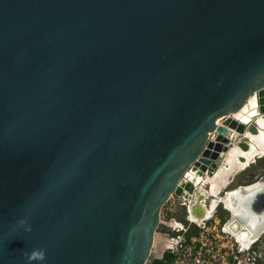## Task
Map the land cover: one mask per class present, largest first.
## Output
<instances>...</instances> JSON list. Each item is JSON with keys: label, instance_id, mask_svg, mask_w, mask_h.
I'll return each instance as SVG.
<instances>
[{"label": "water", "instance_id": "95a60500", "mask_svg": "<svg viewBox=\"0 0 264 264\" xmlns=\"http://www.w3.org/2000/svg\"><path fill=\"white\" fill-rule=\"evenodd\" d=\"M255 94L264 120V0H0V264H147L183 191L250 250L264 174L220 196L189 174L217 171L209 134L250 150L216 121Z\"/></svg>", "mask_w": 264, "mask_h": 264}, {"label": "built area", "instance_id": "2783aa9c", "mask_svg": "<svg viewBox=\"0 0 264 264\" xmlns=\"http://www.w3.org/2000/svg\"><path fill=\"white\" fill-rule=\"evenodd\" d=\"M213 136L215 140L216 135L214 133L209 134L208 142L212 140ZM184 182L183 179L179 183V186H182ZM204 186L205 184L201 185L200 188L204 189ZM197 188L198 187H193V190H197ZM183 195H188L190 199L193 198V194L190 192L183 191ZM183 195L181 197L172 196L168 205L172 206L174 209L177 207H185L187 210L190 201L187 205H184L181 201ZM212 201L215 203V206L210 210V219L205 221L203 228H199L195 225L199 229V232L190 237L188 241L185 240V234L187 233L189 226L194 224H191V222L186 220L188 222L187 227L183 226V229H180L175 224L176 220L170 219L166 221L163 216L160 217L159 227L164 226L172 231H182V235L173 238L168 234H163L157 230L161 239L165 242L161 254L165 251H169L171 255H173L172 261L168 264H244L241 259V254L247 252L250 253L249 257H251L248 258V260L250 261L252 259L248 264H253L254 252L242 249L240 244L232 236L223 232L224 222L217 216L219 209L218 203L216 202V199ZM170 210L174 211L172 209ZM156 236L157 233L154 236L152 251L155 246ZM262 236H264V234ZM161 254L158 259H161Z\"/></svg>", "mask_w": 264, "mask_h": 264}, {"label": "bare ground", "instance_id": "6f19581e", "mask_svg": "<svg viewBox=\"0 0 264 264\" xmlns=\"http://www.w3.org/2000/svg\"><path fill=\"white\" fill-rule=\"evenodd\" d=\"M258 108V97L255 94L250 96L238 112L228 117H224V120L226 121L223 125H220L217 121V126H221L226 129L228 135L227 138L233 145L238 143L237 138L241 137L249 143L250 150L244 152L238 147L233 146L224 153L222 152V147L217 145L213 136L212 140L209 141V146L206 148V157L212 158L214 154L218 155V158H220L218 169L210 179L207 178V181L199 179L197 174L198 171H200V168H207L209 166V164L204 161L205 159L201 158L198 160V167H194V171L189 174L192 180H198L201 185L210 181V192L216 195L219 188L229 180V178H227V180L225 179L226 176L231 177L232 175H235L234 173L244 170L255 158L264 155V120L259 118ZM254 118L257 119L255 122L259 128L258 135H252L248 131L238 133V125L244 126L245 129H247V127L254 122ZM239 156L245 157L246 163H241L238 159ZM185 183L186 181L182 185ZM214 206L215 203H212L211 207L214 208ZM241 248L244 249L243 246Z\"/></svg>", "mask_w": 264, "mask_h": 264}, {"label": "rangeland", "instance_id": "374dc122", "mask_svg": "<svg viewBox=\"0 0 264 264\" xmlns=\"http://www.w3.org/2000/svg\"><path fill=\"white\" fill-rule=\"evenodd\" d=\"M225 121L226 120H224V118H222V119L218 120V123H220V125H223V123ZM241 140H244V139H242L241 137H238L237 138V142L238 141H241ZM260 158H262V156L255 158L252 161V163H250V166L247 169H245L243 171H240V172H237V173H234L235 175H232L231 177H227L226 176V178H225L226 180H227V178H229V180L226 181L227 186L224 188L223 185H222L221 186L222 188L220 187L218 191H220L221 194H223L226 191H229V190L234 189L239 184H243V183H253L254 181H256L260 176H262V173L264 171V166H262V167L259 168V162H258V160ZM253 166H255V167L252 168V169H250ZM233 167H236V166H233ZM169 209H172V210H174V212H177V213L179 212V209H176V208L174 209V208H172V206H170V205L167 204L163 208V210L161 211V216H163L165 214L166 210L169 211ZM177 213H176V215L174 217L177 218V219H180L181 216L179 214H177ZM225 213L226 212L224 210H221L219 208L218 209L217 216L222 221H225L226 220V217H227L225 215ZM164 243H165L164 240L161 239V236L157 232L155 246H154L153 251L151 252V255L149 257V260H148L147 264H151V262L153 260L157 259L160 256V254H161V252L163 250V244ZM256 244H257V249H258V252H259L258 253L259 256L264 258V236H262L261 239L259 240V242H257ZM249 251H251V249ZM249 256H250V253H248V252L245 253V254H241V259H242V261H243L244 264H248V263H250L252 261V259L250 261L248 260V258H251Z\"/></svg>", "mask_w": 264, "mask_h": 264}, {"label": "trees", "instance_id": "16d2710c", "mask_svg": "<svg viewBox=\"0 0 264 264\" xmlns=\"http://www.w3.org/2000/svg\"><path fill=\"white\" fill-rule=\"evenodd\" d=\"M263 159H264V157H262V158H260L258 160L259 168L264 166V160ZM254 167L255 166L251 167L250 169H252ZM263 174H264V171H263L262 175ZM248 184H251V183H243V184H239L238 186H243V185H248ZM176 209H179L178 213L174 212V211H171L170 209H169V211L166 210L165 214L163 215L164 219L166 221H168L170 219H174V220H176V222L180 223L184 227H187L188 222L186 221L185 209L181 208V207H177ZM176 213L181 216L180 219H177V218L174 217L176 215ZM225 215L227 216V213H225ZM159 231L162 232L163 234H168L170 237H173V238H176V237L182 235V231H172L171 229L166 228L164 226H160L158 228V232ZM198 232H199V229L195 225L189 226V229H188L187 233L185 234V240L188 241L190 239V237L196 235ZM251 252H254V259H253V262H252L253 264H264V258L260 257L259 254H258L259 252H258V249H257V244H254L252 246ZM172 259H173V255H171V253L169 251H165L164 253L161 254V259L157 258V259L153 260L151 262V264H168V263H170L172 261Z\"/></svg>", "mask_w": 264, "mask_h": 264}, {"label": "clouds", "instance_id": "9594fccd", "mask_svg": "<svg viewBox=\"0 0 264 264\" xmlns=\"http://www.w3.org/2000/svg\"><path fill=\"white\" fill-rule=\"evenodd\" d=\"M43 258L44 256L42 252H34L30 257V259H40V260H42Z\"/></svg>", "mask_w": 264, "mask_h": 264}, {"label": "crops", "instance_id": "0c3cea01", "mask_svg": "<svg viewBox=\"0 0 264 264\" xmlns=\"http://www.w3.org/2000/svg\"><path fill=\"white\" fill-rule=\"evenodd\" d=\"M227 186V183L225 185H223V187L225 188ZM217 192H220V191H217ZM221 193V192H220Z\"/></svg>", "mask_w": 264, "mask_h": 264}, {"label": "flooded vegetation", "instance_id": "af4514ba", "mask_svg": "<svg viewBox=\"0 0 264 264\" xmlns=\"http://www.w3.org/2000/svg\"><path fill=\"white\" fill-rule=\"evenodd\" d=\"M248 127H249V126H248ZM248 127H247V128H248Z\"/></svg>", "mask_w": 264, "mask_h": 264}]
</instances>
